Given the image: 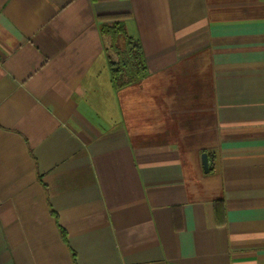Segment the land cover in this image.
<instances>
[{
  "label": "crops",
  "instance_id": "obj_1",
  "mask_svg": "<svg viewBox=\"0 0 264 264\" xmlns=\"http://www.w3.org/2000/svg\"><path fill=\"white\" fill-rule=\"evenodd\" d=\"M0 264H264V0H0Z\"/></svg>",
  "mask_w": 264,
  "mask_h": 264
},
{
  "label": "trees",
  "instance_id": "obj_2",
  "mask_svg": "<svg viewBox=\"0 0 264 264\" xmlns=\"http://www.w3.org/2000/svg\"><path fill=\"white\" fill-rule=\"evenodd\" d=\"M126 17L125 14L106 17L105 20L111 22L101 26L102 34L109 39L108 67L111 82L117 88L135 83L147 73V64L140 43L125 31L123 20ZM50 212L56 218L54 212ZM59 232L65 240V231L60 228Z\"/></svg>",
  "mask_w": 264,
  "mask_h": 264
},
{
  "label": "water",
  "instance_id": "obj_3",
  "mask_svg": "<svg viewBox=\"0 0 264 264\" xmlns=\"http://www.w3.org/2000/svg\"><path fill=\"white\" fill-rule=\"evenodd\" d=\"M201 165H202L203 171L206 173L207 172V155L205 153L201 155Z\"/></svg>",
  "mask_w": 264,
  "mask_h": 264
},
{
  "label": "rangeland",
  "instance_id": "obj_4",
  "mask_svg": "<svg viewBox=\"0 0 264 264\" xmlns=\"http://www.w3.org/2000/svg\"><path fill=\"white\" fill-rule=\"evenodd\" d=\"M119 45H121V43H119Z\"/></svg>",
  "mask_w": 264,
  "mask_h": 264
}]
</instances>
